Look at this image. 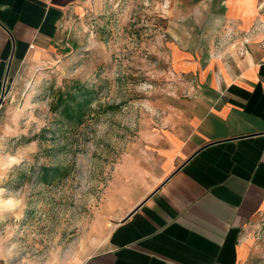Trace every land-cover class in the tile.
Instances as JSON below:
<instances>
[{
    "label": "rangeland",
    "instance_id": "rangeland-1",
    "mask_svg": "<svg viewBox=\"0 0 264 264\" xmlns=\"http://www.w3.org/2000/svg\"><path fill=\"white\" fill-rule=\"evenodd\" d=\"M217 2L78 0L46 48L12 64L0 96V188L21 204L0 211V259L80 264L99 249L121 217L118 175L149 145L140 124H160L151 101L186 93L204 38L216 46ZM188 59L193 69L181 70ZM71 80L95 89L76 125L49 110L52 93ZM17 154L22 162L9 168L7 156ZM41 167L59 174L44 178Z\"/></svg>",
    "mask_w": 264,
    "mask_h": 264
},
{
    "label": "crops",
    "instance_id": "crops-1",
    "mask_svg": "<svg viewBox=\"0 0 264 264\" xmlns=\"http://www.w3.org/2000/svg\"><path fill=\"white\" fill-rule=\"evenodd\" d=\"M77 1L0 0V96L12 64L46 48ZM216 7V46L204 38L186 93L151 101L160 124H140L148 148L118 175L121 217L80 264H264V0Z\"/></svg>",
    "mask_w": 264,
    "mask_h": 264
},
{
    "label": "trees",
    "instance_id": "trees-1",
    "mask_svg": "<svg viewBox=\"0 0 264 264\" xmlns=\"http://www.w3.org/2000/svg\"><path fill=\"white\" fill-rule=\"evenodd\" d=\"M93 101H95V89L91 85L79 80H71L63 88L52 93L49 110L60 122L76 125L81 123L84 109ZM56 174H59L58 168H40V175L44 178Z\"/></svg>",
    "mask_w": 264,
    "mask_h": 264
},
{
    "label": "clouds",
    "instance_id": "clouds-1",
    "mask_svg": "<svg viewBox=\"0 0 264 264\" xmlns=\"http://www.w3.org/2000/svg\"><path fill=\"white\" fill-rule=\"evenodd\" d=\"M7 166L9 168L19 164L23 160V156L20 154L17 155H9L7 156ZM2 163V162H0ZM21 204L20 200L15 199L13 196H5V190L0 188V211L4 210H14L15 207H18Z\"/></svg>",
    "mask_w": 264,
    "mask_h": 264
},
{
    "label": "built area",
    "instance_id": "built-area-1",
    "mask_svg": "<svg viewBox=\"0 0 264 264\" xmlns=\"http://www.w3.org/2000/svg\"><path fill=\"white\" fill-rule=\"evenodd\" d=\"M0 264H5V262L0 259Z\"/></svg>",
    "mask_w": 264,
    "mask_h": 264
}]
</instances>
